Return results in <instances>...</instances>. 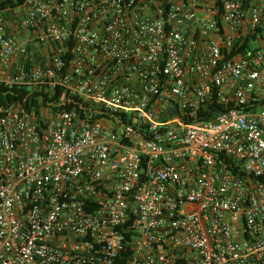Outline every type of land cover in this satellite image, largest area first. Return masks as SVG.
Segmentation results:
<instances>
[{
	"label": "built area",
	"instance_id": "2783aa9c",
	"mask_svg": "<svg viewBox=\"0 0 264 264\" xmlns=\"http://www.w3.org/2000/svg\"><path fill=\"white\" fill-rule=\"evenodd\" d=\"M12 2L0 264H264V0Z\"/></svg>",
	"mask_w": 264,
	"mask_h": 264
},
{
	"label": "trees",
	"instance_id": "16d2710c",
	"mask_svg": "<svg viewBox=\"0 0 264 264\" xmlns=\"http://www.w3.org/2000/svg\"><path fill=\"white\" fill-rule=\"evenodd\" d=\"M15 1L17 3L21 2V0H15ZM7 5L14 6L16 4L13 3L12 0L1 1L0 2V10L5 8ZM13 92L14 91L5 89L3 86L0 85V107L8 104L14 100ZM229 108H230V106H223V105H219V104L214 103L212 105V107H210L209 111L204 115L203 119L208 120V119L213 117V115L215 114L216 111L221 112V111L227 110ZM199 119H202V118L199 117Z\"/></svg>",
	"mask_w": 264,
	"mask_h": 264
},
{
	"label": "water",
	"instance_id": "95a60500",
	"mask_svg": "<svg viewBox=\"0 0 264 264\" xmlns=\"http://www.w3.org/2000/svg\"><path fill=\"white\" fill-rule=\"evenodd\" d=\"M174 113H176V112L174 111Z\"/></svg>",
	"mask_w": 264,
	"mask_h": 264
}]
</instances>
